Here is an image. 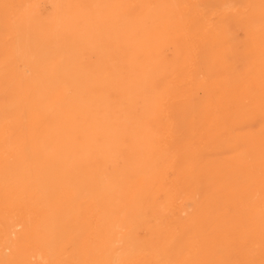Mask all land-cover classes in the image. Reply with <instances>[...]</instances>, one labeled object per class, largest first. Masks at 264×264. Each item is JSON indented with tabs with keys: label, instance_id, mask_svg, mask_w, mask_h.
<instances>
[{
	"label": "bare ground",
	"instance_id": "6f19581e",
	"mask_svg": "<svg viewBox=\"0 0 264 264\" xmlns=\"http://www.w3.org/2000/svg\"><path fill=\"white\" fill-rule=\"evenodd\" d=\"M259 6L257 0H198L174 9V24L178 25L181 37L167 43L158 37L162 31L156 34L157 40L147 37L149 39L140 41L142 43L136 41L140 46L131 41L139 50L131 54L132 58L129 55L133 62L128 65L125 74L128 76L110 81L109 97L115 112L109 109L110 116L106 117L107 111H103L106 119H100L101 116L95 119L84 111L66 115L54 102L49 103L51 108L47 107L40 97L33 105L34 118L23 112L19 121L11 122L9 130L0 121V264H37L41 259L44 264H118L120 261L116 263L115 256L118 237L127 239L131 250L139 257V264H167L170 260L179 264H228L234 250L244 264H256L257 260L263 264L264 256L255 259L248 253L247 245L251 242L264 245V139L255 141L251 131L242 126V123L248 126L251 123L252 105H247L246 100L245 103L238 101L235 115L225 107L228 99L237 93L239 61L243 62L248 75L245 91L251 93L248 79L257 51L254 44H264V33L254 31V19L264 23V12ZM137 20L138 24L144 21ZM165 21L162 22L165 24ZM140 27V31L144 29ZM135 37L132 36V40ZM131 42L128 40L127 44ZM192 42L199 45L196 64L207 78L200 100L201 97L191 98L183 89L174 90L167 80L175 71L172 69L179 70L178 60L188 52ZM132 63L140 71L135 69V72ZM263 86L261 84L260 91ZM130 92L143 101L140 116L134 114L128 102ZM170 92L175 94L172 101L168 100ZM198 110L206 119V126L209 124L207 127L214 130L210 131L212 137L207 135V148L197 147L196 151L186 128L192 127V118ZM221 126L228 130L223 133L229 134V138L219 141L215 131ZM33 129L41 133L40 140H31L30 130ZM196 133L193 131L194 135ZM11 134L20 141L21 154L9 144L3 147ZM30 169L41 170L43 180L52 186L48 188L44 184L42 196L35 198L40 209H34L38 211L34 217L27 213L29 200L24 199L28 203L24 207L25 218L21 220L13 213L22 210L23 194L33 196L28 189L21 191L22 181L26 182ZM75 170L82 172L76 177V190L68 182L74 179L70 172ZM52 171L60 172L53 174ZM176 199L189 205L183 214L176 212ZM184 244L189 246L187 253L181 251Z\"/></svg>",
	"mask_w": 264,
	"mask_h": 264
},
{
	"label": "rangeland",
	"instance_id": "374dc122",
	"mask_svg": "<svg viewBox=\"0 0 264 264\" xmlns=\"http://www.w3.org/2000/svg\"><path fill=\"white\" fill-rule=\"evenodd\" d=\"M257 1L260 2L261 6H259V7L262 8L263 10H261V11L264 12V0H257ZM188 2H198V0H182V1L181 0H171V1L170 0H0V121L3 122L4 124H6L5 125L6 129L9 130L11 122L17 121V120L19 121V118L23 112H26V114H28L30 117L34 118V116H35L34 114L36 112V109L33 107V105H34V103L37 102V99H39L40 97H42L44 99L47 107L51 108V105H49V103L54 102L56 106L58 105L57 108H61L62 111H64L66 115H71L73 112L78 113L80 111H84L86 113H89L93 117H95V119H97V116H101L100 119L103 117L106 119V117L110 116L109 115L110 113L108 112L109 109H112V111L115 112V106H113L111 104V99L109 97L111 79L112 78L114 79L118 76L123 77V78H126L128 76V75L126 76L125 74L128 73V65L132 61L130 59V57L132 58L133 55H131V54H135V51L138 49V45L140 46V44H138L140 41H142V42L147 41V39H149L150 37L151 38L149 40H152L153 38H154V40H157V38L160 37L159 39L164 38L163 40L165 42L170 43L172 38H174V39L176 37L178 38L179 35H180L179 37H181V31L179 30L178 25L176 24V26H177L176 27L174 24L176 22V15L174 13V9H177L178 7L182 8V7L186 6ZM164 6H166V7H164ZM173 6H174V8H173ZM127 7H128V9H127ZM161 7H163V8H161ZM169 7H170V9H169ZM153 8L155 10H153ZM131 9L132 10L135 9V10L132 11ZM122 10H124L123 13H121ZM152 10H153V14H155V15L152 14ZM157 11L158 12L160 11V12L158 13ZM133 12H134V14H133ZM150 12L153 16H151ZM163 12H165V13H163ZM148 13H149V15H148ZM164 14H165V16H167V18L165 16H162ZM141 16L143 18H141ZM144 16H145V18H144ZM147 16H149V18ZM157 16H159V17L157 18ZM152 17L155 21L152 19ZM136 18L140 19V20L144 19V21L139 20L140 24H138L137 23L138 20ZM165 18L167 19V21H165ZM124 19H126V20H124ZM156 19H157V21H156ZM172 19L173 20L175 19V20L173 21ZM123 20L126 22H124ZM129 20H131L132 22L131 21L129 22ZM136 20H137V22H135ZM161 20L163 22L165 21L166 23L164 24ZM152 21H154V22H152ZM151 22H152V24H151ZM155 23L156 24L160 23V24L157 25V27H156ZM134 24L136 26L139 25L138 28H135L136 26H134ZM142 24H144V25L146 24V26L143 25L144 26L143 27ZM162 25H165V26L169 25V26L164 27ZM118 26L121 28V31H122V29H126V28H127V30L126 31L124 30L121 32V31H119L120 29L118 28ZM254 26H255L254 27L255 32L258 31V32H260V34L264 33V23L263 24L259 23L258 20L256 21L254 19ZM139 27L141 29L144 28L143 30L145 32L143 30L140 31ZM175 27H176V29H175ZM132 28H134V29H132ZM153 28H155V29H153ZM129 29H130V31H128ZM146 29L151 30L152 33H151V31L150 32H148V30L146 31ZM172 29H174V30H172ZM134 30H135V32H134ZM176 30H177V32H176ZM129 32L130 33L133 32L134 34L133 33L130 34ZM142 32H144V33H142ZM155 32H157V33H155ZM161 32H162V34H160V36L157 37L156 34H159ZM165 32H168V33H166L167 35L165 34ZM135 33L137 35H135ZM120 35L124 39H122V37ZM149 35H151V36H149ZM132 36L133 37L136 36L137 39L135 37L132 40ZM119 37H120V39L118 40ZM129 37H130V39H129ZM147 37H149V38H147ZM169 37H170V39H169ZM125 39L126 40L128 39L130 42L134 41L133 43L138 44V45H135L132 42L127 44L128 40L126 41ZM136 41L138 43H136ZM142 42H140V43H142ZM189 43H190V41H188V44ZM256 43L257 42H255L254 45H255V49L257 51L255 50L256 54L254 55V57L252 58V61H251L252 62L251 75L248 79V80H250L249 84L251 87L250 88L251 93L247 94L248 91H245L246 85H247V83H246L247 77L246 76H248V75L245 74V73H247V71L243 68V65H242L243 62L239 61L237 63V65H238L237 71L239 73L238 74L239 77H238V81H237L238 84H237V89H236L237 93L233 98L230 97L228 99L225 107L226 106L228 107V108L226 107V109H228L227 112H229V113L232 112L231 115H235V114H237V112H236L237 107L236 106H237V103L240 99H241L240 100L241 102L245 103V100H246L247 105L248 104H250V106L252 105V107H251V123L249 124V126L246 125L245 123L244 124L242 123V126L244 128H248L251 131V135L255 141H260L261 139H264V130H263L264 129V115H263L264 111H261V110H264V106H263L264 105V101H263V99H264V97H263L264 96V86L262 87L263 90L260 91L261 84H264V78H263L264 76L262 77V75L264 74V72H262L264 70V46H263L264 44H261V43L256 44ZM131 44H133V48H132ZM124 45H125V47H123ZM128 45L131 47H129ZM127 46L130 48V50L129 49L127 50V48H126ZM194 46H196V47H194ZM118 47H120V48L123 47V48L120 49ZM135 47H136V49H135ZM198 47H199V45L197 43L195 44V42H192L191 45H189V48L191 49V51L188 48V50H187L188 52L186 51L187 53L184 55V57L183 58L180 57V59L178 60V62L180 61L179 65H178L179 70L178 69H172V72L174 70L176 71V72L174 71L175 73L173 72L174 75L170 73L171 71H169L170 74L168 75L169 78H167V80H168L170 86L174 88V90L175 89L176 90L177 89H183L191 95V98L196 99L197 97H201L198 99V100H200L203 98V90L202 89L204 87V82H206L207 78L205 77L204 73L201 72L202 70L199 71L200 66L197 65L198 64L197 58H198V54H199V48ZM125 50L127 53H124ZM131 50H133V51H131ZM196 50H197L198 54L196 53ZM130 51H131V53H130ZM128 53H130V54H128ZM129 55H130V57H129ZM189 55H191V56L188 57ZM127 57H129V58H127ZM191 57H193L194 61L192 60ZM121 58H122V60H121ZM259 59H260V61H259ZM120 60L121 61H123V60L128 61V62L126 61L125 63L123 61V64H125V65L128 63L126 65V67H125V65L121 64ZM181 60H182V62H181ZM253 61L256 62V65ZM187 63H188V65H187ZM119 64H121V66H123V67H121ZM132 64L134 65V63H132ZM106 65H107V67H106ZM135 66H137V65L136 64L134 65L133 70L136 72V70L138 69L137 68L138 66L136 68H135ZM191 68H192V70H191ZM261 68H263V69H261ZM138 70L140 71V68ZM183 70H184V72H183ZM185 72L186 73L188 72V73L186 74ZM179 73H182V74L179 76ZM55 74H57V75H55ZM100 74H102V76H100ZM72 76L77 77V78L74 79V77H72ZM191 76H192V78L190 79ZM78 77H80L81 79ZM201 77H203V78H201ZM174 78H175V81H174ZM198 78L199 79L201 78V79L199 80ZM242 78H244V79H242ZM73 79L77 80L78 82L74 81ZM188 79H190V80H188ZM203 79H205V80L203 81ZM179 80H181V81H179ZM201 80L203 83L201 82ZM60 81H64V82H60ZM106 81H108L107 83L109 84V86L106 83ZM170 81H172V82L170 83ZM185 81L188 82V85H187V82H185ZM176 82H178L179 84ZM181 82H182V85H180ZM183 82L186 84H183ZM69 83H70V85H72L71 87H70ZM83 83L85 85V86H83L84 88L82 87ZM245 83H246V85H245ZM258 84H260V85H258ZM98 87H101V88H98ZM256 88H257V91L255 90ZM72 89H73V91H72ZM76 89L78 92L76 91ZM57 90H59V91H57ZM193 90H194L195 94L193 93ZM199 90H200V92H198ZM82 92H84V93H82ZM173 92L169 93L168 100H170V101L174 100L175 94ZM253 92H255V94ZM257 92L259 93L258 96L256 94ZM57 94H58V96H57ZM261 94H262V96H260ZM79 95H80V97H79ZM134 95L135 94H132L131 92H130V95L127 94V98L129 100L128 102L130 103V106H131L132 110L134 111V114L136 116H140L141 112L144 110L143 101H142L141 97L139 98L138 96H134ZM197 95H199V96H197ZM61 96H63V97L61 98ZM81 96H82V98H81ZM248 96H250L251 99L250 98L248 99ZM252 96H253V98H252ZM64 98H65V101H67V104L63 100ZM87 98H88V100H87ZM108 99H109V101H108ZM57 100H58V102H57ZM86 100H87V103L85 102ZM254 100H255V102H254ZM258 100L261 103H259ZM249 101H250V103H249ZM61 103H63V104H61ZM253 103H256V104H253ZM229 104H231L232 108H230L231 106H229ZM232 104H234V105H232ZM257 104L258 105L261 104V105H259V107H258ZM64 105H66V107ZM70 106H72V107H70ZM261 106H262V108H260ZM94 108H96V109H94ZM259 109H261V110H259ZM103 111L104 112L107 111V114H106L107 116L105 115L106 112L103 113ZM98 112H100V113H98ZM198 112L200 113V110H198ZM198 112H196V114H194V117H193L194 119L195 118L196 119L194 120L192 118V122L190 124L192 127H189V129H188V127L186 128L190 139H192V147L196 151H198L199 149H204L205 146H206L205 148H207V141L209 138L208 136L212 137L213 132H210V131L214 130L213 128L210 129V127H207V126H209V124L206 126V124H205V123H207L206 119L201 116L202 115L201 113L199 115ZM259 112H260V115H259ZM100 114H102V115H100ZM103 114H104V116H103ZM199 119L202 120V122H200ZM197 120H198V123L200 122L199 124L196 122ZM81 122L82 121H80L79 124ZM190 125H188V126H190ZM258 126H260L261 129L258 128ZM196 127H197V130H196ZM198 127H200V128H198ZM202 127L203 128L205 127V130L202 131V129H201ZM198 129H201V130L198 131ZM195 130L197 131V133ZM208 130L210 133H208ZM32 131L30 130L31 140H37V141L40 140L41 133L36 132L34 129ZM193 131L196 133V135L193 134ZM204 131H206V132H204ZM223 131H224V133H226V132L228 133V130H226V128H222V126L220 127L219 131H215V134L218 135V137H219V141L226 140L229 138V134H224ZM203 132H204V135H203ZM259 132H262V133H259ZM198 133H200L201 135ZM253 134L254 135L256 134V135L254 136ZM261 134L263 135V137L262 136H261V138L258 137ZM165 135L167 136L168 132H166ZM194 136H196V137L200 136L203 140L200 137H199V139H198V137L195 139V138H193ZM206 136H207V138H205ZM166 139H167V137H166ZM166 139H164V140H166ZM200 140H202V141H200ZM197 142L200 143V146L198 145L199 143H197ZM6 145L14 147L15 151L18 154L22 153L23 149L21 147L20 141L18 140L17 137H14L13 134H11L9 137H7L5 139V144H3V147H6ZM195 145H197V146H195ZM197 147H199V149ZM80 156L84 158L83 155H80ZM28 171H29V174L31 173L33 176H31V174H30L31 177L28 176L26 178V182H24V179H23V181L21 180L23 182V184L21 186V188H22L21 191L24 192L28 189V191L30 190L31 192H33V196H32V194L31 195L26 194L27 196L25 194H23L24 198L22 201H24V202L23 203L21 202L23 204V205L21 204L23 206L22 210L20 208V209H17L18 211L15 210V212L13 213V214H16V217L18 219L22 218L21 220H24L25 215H26L24 207L27 205L28 201H25V200H27V199L29 200V203H28L29 205H27L26 208L28 207L30 209L27 208V213L29 215L31 213V215L34 217L38 212V211L37 212L35 211L36 210L35 208H39V206H40V203L36 202L35 198H40L42 196L44 184L48 188H50V186H52V185H48V182L43 180V178L41 177V175H42L41 170H39V169L31 170L30 169ZM57 172L58 171H52L53 174H55ZM61 173H62V171H61ZM70 174H73L72 176L74 177V179H72L68 182H70V185H73L72 187L74 189V187L78 185V180H76V177H78L80 174H82V172L75 170V171L70 172ZM167 175H168V177H171L170 172H168ZM31 181H33L32 182V189H30L31 186H29V185H31V184H29V183H31ZM25 183H26V186H25ZM74 190H76V189H74ZM31 199H32V202H31ZM33 203H35V204H33ZM174 204H175L176 212L182 213V214L184 213L183 210L185 208H187V206H189L185 201H183L181 199H176V201H174ZM31 209L33 210L34 213L32 212ZM19 210H20V212H19ZM21 211H24V212H21ZM18 213H19V215H17ZM21 213L22 214L24 213V214L22 215ZM122 240H124V241H122ZM122 240H121V238L118 237L116 240V243H115L116 248H117L115 256H116V258H118V259H116L117 260L116 263H118L120 261L118 264H129V263L130 264H139L140 263L139 257L137 256L136 253H134L131 250V247L129 246L127 239L124 237V239H122ZM126 243L128 245H126ZM186 244H184V247L181 249V251L184 250L185 253H187L189 251V246ZM258 247H260V249H259L260 251H256V250H258ZM263 247H264V245L261 246V244L259 245L258 242H251L247 245V250H249L248 253L250 255L253 254L254 258L258 259V258H260V256L261 257L264 256V248ZM254 249H256V250L254 251ZM40 254L42 255L43 252ZM43 255L41 257H43ZM233 255L236 257L234 258ZM238 256H239L238 252H236L234 250L233 254H231V256H230V261L227 260V263L228 264H232V263L233 264H244L242 260H238ZM41 260H37L36 263L37 264H44V261L41 262ZM241 261H242V263H241ZM127 262H129V263H127ZM175 262H177V261L176 260H170L167 262V264H174ZM175 264H179V263L177 262ZM256 264H262V263H261V261L257 260ZM263 264H264V262H263Z\"/></svg>",
	"mask_w": 264,
	"mask_h": 264
}]
</instances>
